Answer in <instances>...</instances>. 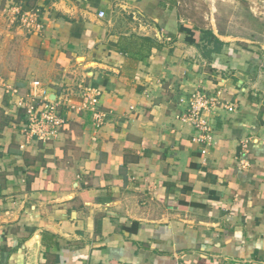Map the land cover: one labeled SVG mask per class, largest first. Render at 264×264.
<instances>
[{
  "label": "crops",
  "instance_id": "1",
  "mask_svg": "<svg viewBox=\"0 0 264 264\" xmlns=\"http://www.w3.org/2000/svg\"><path fill=\"white\" fill-rule=\"evenodd\" d=\"M204 4L0 0V264H264V0Z\"/></svg>",
  "mask_w": 264,
  "mask_h": 264
},
{
  "label": "built area",
  "instance_id": "2",
  "mask_svg": "<svg viewBox=\"0 0 264 264\" xmlns=\"http://www.w3.org/2000/svg\"><path fill=\"white\" fill-rule=\"evenodd\" d=\"M103 11L98 12V16L102 17ZM27 18L34 21L35 14H27ZM33 85L39 86L38 81H33ZM218 102L216 97L209 96L203 92L196 91L190 95L189 108L182 114V119L190 122L198 131L196 139L202 141L205 139L209 127L202 116V112L209 106ZM19 105L25 109L27 122L25 124L26 132L35 136L36 139L46 141L53 138L59 131L65 119L59 114L57 105L47 98L39 99L36 93L28 94V102L19 101ZM231 110L232 107L228 106ZM99 119L98 114H94Z\"/></svg>",
  "mask_w": 264,
  "mask_h": 264
},
{
  "label": "rangeland",
  "instance_id": "3",
  "mask_svg": "<svg viewBox=\"0 0 264 264\" xmlns=\"http://www.w3.org/2000/svg\"><path fill=\"white\" fill-rule=\"evenodd\" d=\"M188 1V0H187ZM198 2H199V4H201V5H199V8L197 9V15H199L201 18H202V20H205V18H204V16H205V12H206V8H205V4H204V2H205V0H197ZM216 1V0H215ZM230 6V8L228 9V16L229 17H231L232 16V18L231 19H233L232 21L234 22V21H236V19H237V14H238V12L239 11H237L235 8H232V6H231V4L229 5ZM243 9V8H242ZM242 9H240V11H241V14H243V15H245V17H243V18H241L242 19V24H244V26L245 27H247L246 28V30H248L249 28V24L248 23H250L249 21H248V19H249V17L247 16V13H246V11L245 10H242ZM187 12H189V11H187ZM242 16V15H241ZM17 23L18 24H20V26H21V24H22V21L20 20V22H19V20H17ZM232 23V22H231ZM233 25V27L234 28H239V29H242V27L241 26H237L236 24H232ZM25 27V26H24ZM25 28H27V26L25 27ZM261 30L262 31H264V27H261Z\"/></svg>",
  "mask_w": 264,
  "mask_h": 264
},
{
  "label": "trees",
  "instance_id": "4",
  "mask_svg": "<svg viewBox=\"0 0 264 264\" xmlns=\"http://www.w3.org/2000/svg\"><path fill=\"white\" fill-rule=\"evenodd\" d=\"M185 31V33L188 34V42H197L199 40L198 34L199 31L194 30V29H181Z\"/></svg>",
  "mask_w": 264,
  "mask_h": 264
}]
</instances>
